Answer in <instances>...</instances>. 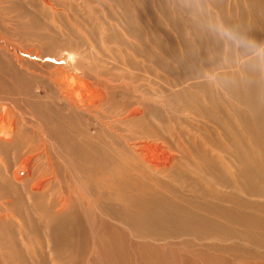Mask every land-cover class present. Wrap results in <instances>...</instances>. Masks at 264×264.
<instances>
[{
  "label": "bare ground",
  "instance_id": "bare-ground-1",
  "mask_svg": "<svg viewBox=\"0 0 264 264\" xmlns=\"http://www.w3.org/2000/svg\"><path fill=\"white\" fill-rule=\"evenodd\" d=\"M21 1L0 0V24L19 22ZM38 1L52 7L50 0ZM33 53L10 47L0 37V175L4 173L2 180L6 181V196L0 198L11 210L19 204L18 195L21 203L25 199L29 203L21 207L23 212L18 209L16 214L13 209L5 215L16 224H10L11 218L9 223L0 220V264H231L235 256L241 262L251 257L264 262V252L240 245H264V202H238L225 193L209 194L205 185L188 180L186 172H169L178 165L172 167L173 157L164 144L170 145L174 138L164 142V136L154 135L147 121L151 107L124 92L136 93L133 87L117 90L119 87L110 80L104 87L95 77L73 76L69 81L65 68L56 65L50 66L51 73L48 70L47 87L35 72L25 84L24 78L21 80L22 63L36 65L28 59ZM66 55L74 60L71 53ZM258 59L260 63L253 59L252 64L261 72L257 71L248 80V89L240 92L243 106L253 101L248 90L257 89L258 83L264 95V52ZM243 85L238 83L240 90ZM39 93L52 98L40 102ZM4 101L10 104L4 105ZM210 101L212 114L221 118L218 110L222 101ZM26 108L35 118L33 123L29 121L31 126L26 125ZM231 112L234 117L248 118L246 109ZM122 119L128 121L124 127L119 126ZM92 124L99 126H89ZM117 126L129 133L123 137L115 130ZM254 144L264 154L263 134L257 133ZM153 146L155 155L149 153ZM235 146L244 154L249 152L239 140ZM10 155L14 168L8 165ZM249 168L252 172H242L247 181L259 179L264 183V169L250 161ZM68 172L75 176L68 178ZM213 173L220 178L228 176L227 172ZM166 176L174 178L177 185L163 180ZM12 181L16 191L9 193ZM9 194L15 198L11 200ZM38 232L45 241L42 250L31 242L35 239L30 233ZM24 233L28 242L26 237L16 239L15 235ZM184 236L195 239L180 241L181 245L163 243ZM212 237L240 244L226 243L228 249L218 243L195 248L196 240ZM135 238L142 242H134ZM150 242L160 243V248L149 246ZM166 250L169 257L162 254ZM5 257L9 263L4 262Z\"/></svg>",
  "mask_w": 264,
  "mask_h": 264
},
{
  "label": "rangeland",
  "instance_id": "rangeland-1",
  "mask_svg": "<svg viewBox=\"0 0 264 264\" xmlns=\"http://www.w3.org/2000/svg\"><path fill=\"white\" fill-rule=\"evenodd\" d=\"M262 1L50 0L52 7H47L38 0H22L18 5L21 9L19 22L0 24V34L6 35L0 37L10 47L34 52L27 56L36 61V65L33 62L22 63L21 80L24 78L25 84L30 73L35 72L47 87L48 70L56 65L65 68L69 81L73 76L95 77L102 81L104 87H108L106 80H110L113 86L119 87L117 90L120 87L127 89L128 86L137 89L136 93L133 90L124 92L130 98L146 101L148 108L151 107L147 121L152 125L154 135L164 136V142L174 138L175 142L164 144L173 157L172 167L178 165L169 172H186L188 180L205 185L209 194L225 193L238 202H264V183L259 179L247 181L242 173L252 172L249 161L258 163L264 169V154L254 144L257 133L264 135L262 84L258 83L257 89L250 87L251 90H248L253 99L251 103L243 106L240 98V92L242 94L248 89V80L256 76L257 71L261 72L252 60L259 62L258 57L264 52ZM67 53L74 55V60ZM3 78L7 80L9 77ZM240 81L244 83L242 90L238 86ZM35 85L39 86L36 81ZM39 94L40 102L52 98ZM210 100L222 101L219 110L216 107L222 112L221 118L212 114ZM5 104L10 103L4 101ZM237 108L246 109L248 118L234 117L231 110ZM26 109V125L31 126L29 121L33 123L35 118ZM138 118L132 117L131 120ZM121 121L119 126L122 127L128 122L125 119ZM115 130L123 137L129 133L118 126ZM151 140L157 141L155 138ZM238 140L247 145L248 153L244 154L240 147L235 146ZM153 147L149 153L155 155ZM210 155L213 157L210 158ZM9 157L11 163L8 165L14 168L13 156ZM204 157L207 159L204 160ZM213 172H227L228 176L220 178ZM20 175H24V171ZM71 175L75 176L73 172L67 173L68 178ZM3 177L4 173L0 175L1 198L6 196ZM173 179L166 176L163 180L174 184ZM16 186L13 181L8 185L10 189ZM11 191L15 192L16 188L9 193ZM9 195L11 200L15 198ZM1 198L0 220L7 223L11 217L5 215L11 214L13 209L15 213L18 209L23 212L21 207L29 204L26 199L21 203L22 197L18 195L19 204L11 210ZM6 217L7 220L4 219ZM15 220L19 221V218ZM10 224L16 222L11 218ZM0 225L3 222L0 221ZM30 234L35 239V242L30 240L32 244L42 250L45 242L43 233ZM15 237L19 241L26 237L29 241L25 233ZM183 238L163 243L181 245L195 239L193 236ZM135 241L142 242L138 238ZM180 241L182 243L178 244ZM195 243V248L218 243L225 249H228L226 243L240 244L236 240L216 237L196 240ZM159 244L150 242L149 246L160 248ZM240 245L250 251L264 252V245L262 248ZM162 254L165 257L170 255L168 250ZM6 257L8 261L4 262L9 263L10 259ZM231 260V264H264L252 257L242 262L238 256L231 257Z\"/></svg>",
  "mask_w": 264,
  "mask_h": 264
}]
</instances>
